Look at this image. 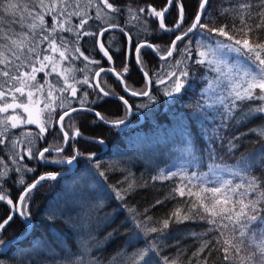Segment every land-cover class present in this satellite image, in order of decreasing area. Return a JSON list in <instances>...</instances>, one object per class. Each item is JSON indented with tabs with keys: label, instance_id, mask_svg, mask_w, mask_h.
Masks as SVG:
<instances>
[{
	"label": "snow or ice",
	"instance_id": "obj_1",
	"mask_svg": "<svg viewBox=\"0 0 264 264\" xmlns=\"http://www.w3.org/2000/svg\"><path fill=\"white\" fill-rule=\"evenodd\" d=\"M208 5L209 0H198L192 22L185 27L184 0H166L159 10L152 5L146 9L130 4L122 9L110 0H0V147L7 152V159L0 156V202L9 209L7 216L0 220V255L13 246V241L3 238L6 227L18 216L24 224L25 234L34 231L29 211L34 192L44 182L55 181L62 175L60 172H43L29 183L26 174L37 169L25 161L69 166L79 163L81 156L94 161V152L86 154L74 144L72 153L63 155L72 141L84 138L73 114L92 113L98 122L115 128L124 125V118L110 120L94 107L116 95L101 86L107 84L101 74H112L126 94L146 97L147 103L139 107H147L156 101L154 86L167 97L181 96L188 86L191 62L215 74L203 77L207 87L202 95L216 93L210 97L212 103L203 107L215 109L211 119L218 116L220 120L219 124L212 125L210 133L207 130L202 133L207 139V155L211 161L208 171L189 173L182 168L165 173L160 170L151 179L173 181V187L151 207L179 197L177 205L166 216L157 219L137 213L133 207H127V211L135 227L145 236L153 233L157 237L164 236L172 225L203 221L207 225L205 230L189 233L199 241V246L188 257L187 264H264V174L257 176L252 172L256 157L264 156V144L247 159H241L231 167L215 163V149L212 147L217 141L224 140L222 129H227L232 120L240 125L260 119L261 124L249 128L248 132L264 141V0H227V6L219 9L218 16L230 23L219 26L204 22ZM172 10H175L176 18L169 26L165 17ZM125 13V26L116 23L117 15ZM144 17L158 19L160 31L173 33L170 45L162 49L147 40H134L127 25L142 20L146 25ZM89 21L100 22L95 31ZM111 30H119L126 38L125 58L120 71L115 67L99 66L100 60L85 55L81 48L84 38L92 37L99 52L110 65L113 64V52L121 49L113 50L111 40L106 47L101 40ZM142 31L147 33L148 29L143 27ZM190 34L201 37L195 41V54ZM143 49H150L161 61L151 75L143 59ZM130 59L135 60L144 78V85L139 89L125 80L130 72ZM77 61L82 67H77ZM92 65L98 67L93 70ZM41 73L42 79L38 76ZM87 89L94 93L91 100ZM117 98L125 108V114H130L132 105L129 100L124 95ZM28 125H34L38 131L27 128ZM16 129L21 131L16 133ZM55 129H58L57 139L38 148L37 143L44 141L49 131ZM247 134L233 135L227 141L229 152L236 149V141ZM88 139L104 144L103 139ZM192 158L196 159L195 156ZM261 165L264 166V160ZM93 167L97 170L95 173L85 165L88 175L82 179L86 186L89 177L107 180L99 162H94ZM12 173L17 176L13 183L20 189L15 200L4 186ZM96 184L99 185L100 181L96 180ZM117 184L121 186L112 185L111 188L119 201H124L137 188L147 186L146 182L137 181L130 171ZM98 207H103L102 202ZM147 211L145 209V213ZM62 216V211L45 210L47 220L55 222ZM81 228L83 234L78 252L62 249L63 258L58 264H102L92 254L93 247L99 249L100 242L90 226L81 225ZM114 235L115 230L108 233L106 239ZM214 253L216 258L212 260ZM21 264L25 261L21 260ZM28 264H34L30 257ZM110 264H183V261L179 253L176 258L162 256L159 240L153 239L131 253L125 248L117 250L110 257Z\"/></svg>",
	"mask_w": 264,
	"mask_h": 264
},
{
	"label": "trees",
	"instance_id": "obj_2",
	"mask_svg": "<svg viewBox=\"0 0 264 264\" xmlns=\"http://www.w3.org/2000/svg\"><path fill=\"white\" fill-rule=\"evenodd\" d=\"M110 2H114L122 9L129 4L133 7H145L147 9L150 4L155 8H159L165 0H110ZM184 2L186 4L185 26H187L190 21L192 22L198 8V0H184ZM226 6L227 0H209L204 22L215 26L225 22L230 23L225 18L218 16L219 9ZM92 11L94 12V10ZM126 18V13L119 14L115 22L125 26ZM144 19L147 20L146 25L143 20L127 25V30H129L134 40H147L159 45L161 48H165V45L169 44L172 38V33L160 31L156 18L144 17ZM49 23H51L50 19ZM165 23H168L166 18ZM89 24L92 25V30L95 31L100 22L89 21ZM143 27H146L149 31L145 33L142 31ZM189 38L193 41L192 47L195 54V41L201 39V37L199 34H190ZM101 40L106 47L109 46L108 42L111 40L113 50L116 48L121 49L120 52H113V64L110 65L107 58L99 52L98 45L95 44L92 37H86L81 42L82 51L85 55L100 60L99 66L115 67L117 71H120L125 58L126 38L119 30H111ZM142 53L151 75L153 70L159 68L161 61L150 50L143 49ZM174 56H177V54H174ZM76 63L77 67H82L80 61ZM97 67V65H92L93 70ZM129 67L130 72L125 77L126 82L135 89L143 87L144 78L134 59L129 60ZM77 75L81 76L82 73H77ZM205 75L213 77L215 74L207 72L205 68L193 65L190 62L188 86L181 96L174 99L167 97L154 86L153 94L156 96V101L147 107H139V105L147 103L146 97L139 98L125 94L134 109L131 123L142 118L141 122L137 124L115 128L96 121L92 113L79 112L73 114L76 126L83 133L84 138L72 141L63 155H70L72 144H74L81 152L86 154L94 152L95 160L88 161L86 156L79 157V163H76L72 171L60 175L55 181L44 182L43 186L34 192L29 211L32 214L31 218L35 229L27 234L24 239L14 242L9 250L0 255V264H21V260L28 264L29 257L31 261H34V264H58V261L63 258L62 249H70L73 253L78 252L80 238L83 234L81 225L90 226L93 235L100 242L99 249L93 247L92 254L98 257L102 264H110V257L121 248H125L128 253H131L134 249L144 247L153 239L159 240L162 256L176 258L179 253L180 260L183 261V264H187L188 257L199 246V241L189 233H199L205 230L207 225L203 221H187L184 224L172 225L168 234L164 236L157 237L155 233L145 236L135 227L127 207H133L137 213H144L154 219L164 217L177 205L181 198L178 197L177 200H169L162 205L151 207L157 199H162L173 187V181H153L151 177L158 175L160 170L165 173L175 171L174 167L179 162L186 163L187 160L190 161L189 169L195 168L197 172L208 171L207 166L211 161H209L207 155V139L202 133L205 130L210 133L212 125L219 124L220 120L218 116L215 120L211 119L215 115V109H205L203 107L205 104H211L210 97L216 95V93L202 95V91L207 87V81L203 78ZM38 76L42 79L43 74H38ZM101 77L107 81V84L102 83L101 85L106 87V90L114 91L117 94L123 91L113 75L102 73ZM87 90L90 93L89 99L91 100L94 93L91 89ZM106 101V103L94 107L110 120L126 116V110L118 98L109 96ZM206 116L209 117L208 120L205 119ZM228 124L227 129H222L224 140L217 141L212 147L215 149V163L231 167L236 165L239 160L247 159L254 154L264 144V141L248 132L249 128L261 124L260 119H253L240 125H236L235 120H232ZM26 127L38 131L34 125ZM57 130H50L46 139L37 143V147L42 148L56 140ZM14 131L19 133L21 129ZM241 132L248 134L236 141L237 148L229 152L227 141L233 135H239ZM90 137L103 139L106 145L104 150H102L101 144L88 139ZM0 156L7 159V152L2 147H0ZM193 156L196 157L195 160L192 158ZM261 160H264V156H257L252 167L253 174L257 176L264 174V166L261 165ZM25 162L37 169L34 173L26 174L25 179L29 183L43 172H55L66 168L61 165H44L37 160ZM94 162H99L100 170L106 172L107 180L98 176L95 179L89 177L86 186L82 179V177L88 175L84 170L85 165L95 173L97 170L93 167ZM129 171L137 181L146 182L147 186L137 188L124 201L116 200L111 186L117 185V187H120L121 185H118L117 182L123 181ZM224 176L228 178L227 173H224ZM16 179V174L12 173L10 178L4 182V186L10 190L11 197L14 200L20 191L19 187L13 183ZM233 179L238 180V178ZM96 180L100 181L99 185L96 184ZM101 202L103 204L102 208L98 207ZM46 209L62 211L63 216L55 222L47 220L45 218ZM145 209H148L146 213ZM8 211V206L0 202V220L7 216ZM113 230H115V235L111 239H106L107 234L113 232ZM23 232L24 224L17 216L6 227L2 235L6 240ZM129 241H131V244L128 243ZM215 258L216 254L214 253L212 260H215Z\"/></svg>",
	"mask_w": 264,
	"mask_h": 264
},
{
	"label": "water",
	"instance_id": "obj_3",
	"mask_svg": "<svg viewBox=\"0 0 264 264\" xmlns=\"http://www.w3.org/2000/svg\"><path fill=\"white\" fill-rule=\"evenodd\" d=\"M105 68H108V67H105ZM121 87H122V86H121ZM122 89H123V88H122ZM120 95H121V94H116V95L113 96V97L117 98V97L120 96ZM74 106H77V107H78V105H74ZM128 117H129V116L124 117L125 122L128 120ZM125 124H126V123H124V125H121V127H124ZM104 148H105V144L102 145V149H104ZM67 166H68V168H65V169L60 170V171H55V172H60L61 174L67 173V172H69V169H70V168H71V169L74 168L75 163H74L73 165H71V166H69V165H67ZM26 235H27V234H25V231H24L23 233L17 234V235H15V236H13V237L7 239V240H11V241H13V243H14V242H16V241H20V240L24 239ZM17 238H18V239H17Z\"/></svg>",
	"mask_w": 264,
	"mask_h": 264
},
{
	"label": "flooded vegetation",
	"instance_id": "obj_4",
	"mask_svg": "<svg viewBox=\"0 0 264 264\" xmlns=\"http://www.w3.org/2000/svg\"><path fill=\"white\" fill-rule=\"evenodd\" d=\"M166 4V0H165V2H164V4L162 5V6H160L159 8H157L158 10L159 9H161L164 5ZM151 5V4H150ZM166 19H167V21H168V23H167V25H169V26H171L173 23H174V21H175V18H176V13H175V10H172L170 13H168L167 15H166V17H165ZM191 22V21H190ZM189 24H187V26H188ZM174 38V35H173V33H172V38H171V40ZM171 40L169 41V44L167 43L166 45H165V47L166 46H168V45H170V42H171ZM152 44H154V45H157V44H155V43H153V42H151ZM164 48V47H163ZM162 48V49H163ZM146 50H150V49H146ZM151 51V50H150ZM158 57V56H157ZM120 94L121 95H124L125 96V92L124 91H121L120 92ZM127 95V94H126Z\"/></svg>",
	"mask_w": 264,
	"mask_h": 264
},
{
	"label": "bare ground",
	"instance_id": "obj_5",
	"mask_svg": "<svg viewBox=\"0 0 264 264\" xmlns=\"http://www.w3.org/2000/svg\"><path fill=\"white\" fill-rule=\"evenodd\" d=\"M189 24H190V22H189ZM150 27V26H149ZM185 27H187V26H185ZM150 29V28H149ZM149 31V30H148ZM115 46L117 47V45L115 44ZM140 73V72H139ZM112 75V74H111ZM143 80V79H142ZM115 94H117V93H115ZM111 97H113V96H111ZM115 98V97H114ZM140 98V97H139ZM145 98V97H144ZM115 100H117V99H115ZM133 111H134V109L132 108V111H131V113L130 114H128V115H126V116H129L128 117V120L125 122L126 124H125V126H127L128 124H137V123H139V122H141V120L140 119H142V118H139V120H137L136 122H132L131 123V117H132V115H133ZM125 116V117H126ZM107 125H109V124H107ZM124 126V127H125ZM105 144V143H104ZM102 146V145H101ZM106 146V145H105ZM102 150H104V149H102ZM75 165H76V163H75ZM56 166V165H55ZM78 166V165H77ZM60 168V167H59ZM72 171V170H71ZM70 172V171H69ZM68 173V172H67ZM19 195V194H18ZM18 197V196H17ZM15 236V235H14ZM13 237V236H12ZM9 238H11V237H9ZM9 238H7V239H9ZM6 239V240H7Z\"/></svg>",
	"mask_w": 264,
	"mask_h": 264
},
{
	"label": "rangeland",
	"instance_id": "obj_6",
	"mask_svg": "<svg viewBox=\"0 0 264 264\" xmlns=\"http://www.w3.org/2000/svg\"><path fill=\"white\" fill-rule=\"evenodd\" d=\"M139 120V119H138ZM140 120H142V119H140ZM189 163H190V161H186V163H182V162H179L178 163V165L177 166H175L174 167V170L175 171H178V170H180V169H187V171L190 173V172H192V171H195V168H193V169H189L188 168V166H189Z\"/></svg>",
	"mask_w": 264,
	"mask_h": 264
}]
</instances>
